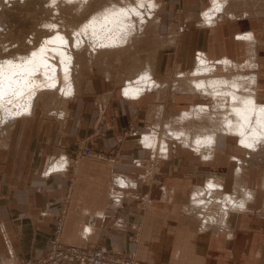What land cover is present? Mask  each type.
<instances>
[{
  "label": "crops",
  "instance_id": "crops-1",
  "mask_svg": "<svg viewBox=\"0 0 264 264\" xmlns=\"http://www.w3.org/2000/svg\"><path fill=\"white\" fill-rule=\"evenodd\" d=\"M222 1L223 13L209 25L201 15L211 0L164 1L174 25L161 50L163 59L154 63V75L162 80L190 69L197 53L213 62L227 58L240 65L252 60L257 66L258 99L264 103V0ZM85 81V88L67 102L65 119L34 110L0 131V258L32 264L46 257L56 220L65 213L61 237L65 246L135 251L144 264H264L260 169L247 166L246 178L241 177L234 162L244 151L238 152L232 136H217L209 160L193 144L187 147L167 138L172 137L167 131L187 132L188 122L176 124L175 116L201 102L177 95L179 88L168 85V80L164 83L170 91L164 87L163 94L152 92L136 100L124 98L118 85L95 73ZM163 123L166 135L160 134ZM148 131L153 133L142 137ZM157 135L166 139L167 152L144 142ZM82 141L115 161L78 156ZM156 152L167 159L152 174L148 167ZM58 161H65L63 170L47 174ZM118 176L124 179L121 185L125 179L133 185L122 188ZM214 179L234 192L233 197L240 187L251 193L249 198L242 193L244 208L224 215L223 207L222 222L213 216L214 223L224 224L229 215L225 226H205L186 208L191 188ZM192 201L193 197L191 205Z\"/></svg>",
  "mask_w": 264,
  "mask_h": 264
},
{
  "label": "bare ground",
  "instance_id": "bare-ground-1",
  "mask_svg": "<svg viewBox=\"0 0 264 264\" xmlns=\"http://www.w3.org/2000/svg\"><path fill=\"white\" fill-rule=\"evenodd\" d=\"M30 1L32 0H29V2ZM71 1H73L72 3L76 4V1L79 0ZM213 2L212 8H210L203 15L208 24L211 23H209V20H212L213 17L217 15L216 13H220L224 9L222 0H214ZM12 3L13 2H11V6ZM19 4L21 3H19L18 1L14 5L18 6ZM14 5L12 7H14ZM20 6L22 7V5ZM157 6V3H155L153 0H140L137 4L132 6H129L128 4L125 7H121L120 5L112 7L103 12L97 13L96 15H93L91 18L86 20V22L82 24L78 29H72L71 31L69 30L70 32H67L68 34L66 32H63L62 28L60 30L56 26V29L54 28L51 30V34L46 35V39L44 38L45 40L43 43L41 41V43L33 48L31 52L29 51L30 53H26V55H24L22 58L20 57L19 60H0V131L5 130V124L9 122L10 124H13L14 119L17 120L19 116L25 114V116H27L28 113L32 112V109L34 110L35 103L38 100L36 98V95L42 92L44 88L48 87L49 89L50 87V89H54L56 87H59V89L64 91L66 95H73L75 86L73 83L74 71L72 69H74L73 67L78 61V56L82 50L81 46L83 48L88 47L89 49L91 48V50L93 49V53H97V51L102 47H105L106 45L111 46V44H117V46H115L118 47L117 49L124 47L122 46V43L128 41L126 40V37L130 35L129 33L133 31V29L135 28L134 26L138 24V20H136L135 17H141L142 19L147 16V13L150 14L149 10L156 9ZM18 8L19 7H17L16 10ZM22 10H24V8ZM1 12L2 14H0V21L1 19L5 18L2 17L4 16L2 10ZM6 13H4L5 16ZM8 19L11 20L9 17ZM10 22L11 21H9V23L7 22V24H11ZM1 25L3 27V25L5 24L2 23ZM3 28H5V26ZM248 37L250 38L251 35H248ZM128 38L130 39V37ZM251 38L249 40L245 37L247 41H253V37ZM82 44H84V46ZM208 60L209 59H207L206 56H203V54L200 55V57L196 61V69L193 73L190 74V77L187 75H182V81L181 84L178 85V91L186 93L192 92L195 93V95L200 94L201 97H204L202 95L208 96L214 104V109H216L214 110L215 112L220 111L221 109L223 110V112L229 111L228 113L230 115H228L231 117L227 116L228 118H226L225 120H219L218 127L214 128L215 131L211 130V133H209V131L205 132L204 130L205 135L201 134L200 137L197 138L195 136L194 141H192L193 148H195V150L197 149V151L205 150L207 151H204L206 154L208 152L210 154L211 151H214L217 148V136L219 134L233 137L235 136L238 139V143L248 150L249 159H253V161H260L261 165L264 166V158L261 156V154H259V151L263 148L262 145H264V103H260L261 101L253 93L254 87L251 88L250 94L244 95L240 93L241 88H243L244 86H240L237 82V79L242 80V77L244 75H236V78L234 77L231 79L226 78L224 74L222 75L220 73H217L219 68L216 66H210ZM224 60L227 64V66L224 67L225 72L226 74H228L227 70L230 69V62L227 58H225ZM254 64L255 63L252 60L247 61V67L249 68H252ZM148 66L149 65H146L145 70L137 75L139 76L138 79L126 80L127 86L124 89L125 91L123 90L125 98L129 100H136L144 96L145 92L147 93L150 90L166 87V83H164V85H161L160 83L155 81L152 75L151 68ZM77 67L78 66H76V68ZM36 71H38V74L42 76L41 78L40 76L37 77L35 75ZM247 79L248 77H246V80ZM249 80L251 81V85H255L256 79L253 75L252 77H249ZM203 99H205V97ZM210 111L211 109H209L207 105H200V107L192 110L189 113L185 112L183 116H181L180 121L188 122L190 120L196 119L198 122H203V119L209 116L208 112ZM32 113H30V115H32ZM217 119L218 118H215V120ZM202 124L205 126L204 123ZM188 132L190 131H187L186 133ZM186 133L184 132V130L172 132V137L175 139L177 138V141H181L184 144L188 145L190 144V138L188 137L189 133L188 135ZM144 142L146 143V145H153L154 138L145 137ZM161 142V145L164 146L163 150L166 151V148H168L166 147L168 145L167 141L163 140ZM206 158L208 159H204L209 160L211 158V154ZM236 160L238 161V159ZM238 172L239 174L242 172L241 168H239ZM222 189L223 186L211 180L205 190L196 192L194 196H197L200 193L204 194V192L206 191H208V195H212L217 192L216 190ZM240 193L241 195L237 197H233L232 195L227 194L225 196L226 199H224V201H221L224 207V215H226L229 211H233L234 209L244 208L245 195H248L249 198L251 193H244V191ZM242 193H244L245 195H243ZM197 200L198 203L194 206L197 208L204 207V210L209 205V203L212 202H204V197H201L200 199L198 198ZM213 200L217 201L220 199L214 198ZM206 203L207 205H205ZM209 220L211 223L212 221L214 223V217H211ZM220 220L222 221L221 218Z\"/></svg>",
  "mask_w": 264,
  "mask_h": 264
},
{
  "label": "rangeland",
  "instance_id": "rangeland-1",
  "mask_svg": "<svg viewBox=\"0 0 264 264\" xmlns=\"http://www.w3.org/2000/svg\"><path fill=\"white\" fill-rule=\"evenodd\" d=\"M0 1H2V2H0V8L2 6V8L0 9V14H2V12H1V10H2L4 16H2V15L1 16L5 17V18L1 19L0 22L5 24V25H3V27L5 26V28H7V29L3 28L1 25L2 23H0V37H1L0 38V60L2 61V60H6V59H17V60H19L20 57L22 58L24 55H26V53H28L29 51L31 52L33 48H35L39 43H41V41L43 43L44 40L46 39V35L51 34L52 33L51 30L54 28L56 29V26L60 30L62 28L63 32L69 33L72 29L73 30L78 29L82 24H84L86 22V20L91 18L93 15H96L97 13L103 12L109 8L116 7L119 5L121 7L122 6L125 7L128 4H129V6H132V5L137 4L140 0H125V1H123V0H89V1L79 0V1H76L77 2L76 4L72 3L73 1H71V0H42V1L39 0L40 2L38 0H32L30 2H29V0H11V1L10 0H0ZM18 1L21 4H19L18 6L14 5ZM80 1H82V2H80ZM153 1L155 3H157V5H158L157 8L153 9V10L152 9L149 10L150 14L147 13V16L142 18V19H141V17L140 18L135 17V19L138 20L137 21L138 24L134 26L135 28L132 31L133 34L131 32V33H129L131 36L128 34L129 36L126 37V40H128V41H125V43H122V46H124V47L117 49L118 47H115V46H117V44H111V46L106 45L105 47H102L101 49H99L97 51V53H93V51H94L93 49L91 50V48L90 49L88 47L83 48L81 46L82 50L78 56V61L74 65V67H73L74 69H72L74 71V77H73V83L75 86L74 94L68 96L65 94L64 91L59 89V87H56L54 89H50V87H49V89H48V87L44 88V90H42V92L39 91L40 93H38V95H36V98L38 100L35 103L34 110H36L40 114H43L46 116L59 117L60 119H65L66 113H67V102L69 101L70 98H73L75 96V94H78L81 89L85 88V85H86L85 83L87 82V81H85L86 77H88L89 75L94 74V73L96 75L103 76L107 79L112 80L116 85H118V88L121 90L122 96L124 97L123 90L127 86L126 80L138 79L139 76H137V75H139L143 70H145L146 65H149L148 67L151 68L153 78L155 79L156 82H158L162 85L165 81L168 80L167 81L168 85L171 86L173 83L176 85L175 89H177L178 85H180L181 81H182L181 80L182 74H180V73L184 72V73H186L187 76L190 77V74L193 73L196 69V61L200 57V55H199V53H197V55L194 56L192 66L188 70L179 71V72L175 71V72L169 73V75L164 76V78L162 80H160L161 78L156 77L154 75V72L152 70L154 63L157 59L159 60L160 58H162L163 51H161V50L164 49V45L167 44L165 41V38H167L171 35L170 32L173 30L174 24H173V18H172V11L169 8H167L166 5L164 4L165 0H153ZM213 1L214 0H211V6L209 8H207L205 11H203L202 15H201L204 23L206 22L205 24H207V25H209V24L207 23V21L205 20L203 15L210 8H212L213 3H214ZM11 2H13L12 6L14 5L15 8L11 6ZM5 3L8 5H6ZM123 4H125V5H123ZM3 5H5V6H3ZM20 5H22V7ZM17 7H19V8L16 10ZM23 8H24V10H22ZM224 8H225V6H224ZM3 9L4 10L7 9L9 12L7 10L4 11ZM10 11H11V13H10ZM223 11H224V9L220 13H216V14L219 15V14L223 13ZM4 13H6V16ZM217 15H215V17H213L214 20L218 17ZM8 17L11 20H9ZM6 19L11 21L10 22L11 24H7V22L9 23V21H7ZM213 19L209 20V23L211 22L210 24H213V22H214ZM3 20H5V21H3ZM3 29H4V33H3ZM5 30H6V32H5ZM7 30H9V31H7ZM135 30H137V31H135ZM128 37H130V39ZM245 37L249 40L251 38V37L249 38L247 35H245L243 38H245ZM124 44H126V45H124ZM82 45L84 46V44H82ZM120 45H121V43H120ZM107 48H110V49H107ZM224 59L220 60V61H214V62L211 60H208V63L210 64V66L218 67L219 70L217 73H220L222 75L224 74L226 76V78L231 79V78H234L236 75H240V74L244 75L242 77V80L237 79V82L239 83V85L244 86L243 88H241L240 93H242L244 95L250 94L251 88L254 87L253 93L258 98L257 90H256V85L258 84V80H257V75L254 71L257 69V66H255L256 63L254 64V66H253L254 69H253V67L252 68L247 67V62H246V64L237 65V64L231 62L230 59H228L230 62V64H229L230 69L227 70L228 74H226L224 67L227 66V64H226ZM211 64H213V65H211ZM76 66H78V67L76 68ZM255 67H256V69H255ZM36 73H35V75L37 77H39L40 75L38 74V71H36ZM252 75L256 79L255 85H251V81L249 80V77L250 76L252 77ZM41 77L42 76H40V78ZM246 77H248L247 80H246ZM161 89H163V87L155 89V90H150L147 93L145 92L144 95L152 93V92H158L160 94H163L165 90L162 91ZM167 90L170 91L171 88L167 87V85H166V92H167ZM196 94H198V93H196ZM177 95L186 96V99L189 100L190 102H195V103L201 102V103H197V104H201L203 106L207 105L209 107V109H211V111L208 112L209 116L204 118L203 122L199 121L200 122L199 123L196 119H194V120L188 121L189 126L185 125V128H187V131H190V132H188L189 136H190V137L188 136L190 138L189 139L190 144H192V141H194V139H192L191 137L199 135V134L205 135L204 130H205V132L209 131V133H211V130L215 131L214 128L218 127V123H219L218 121L219 120H222V119L225 120L226 118L231 117V116H229L230 115L228 113L229 111L223 112V110L221 109L222 112H221V110L215 112L214 110H216V109H214V104L208 96L202 95L205 97V99H203L204 97H201L200 94L195 95V93H192V92H187V93L186 92H179ZM260 103H262V101ZM197 104H195V106L192 105L194 107L192 109L190 108L191 111L196 109ZM215 108H217V107H215ZM190 109L185 110V111H189ZM34 110L32 109V112H34ZM191 111H189V112H191ZM32 112H30V113H32ZM30 113H28L27 116H29ZM175 113H177V112H175ZM25 115H21L18 118H22ZM221 115H222V117H221ZM215 118H218V119L215 120ZM180 119H181L180 114L175 116L176 124L181 122ZM15 120L16 119H14V122H15ZM185 122H187V121H185ZM164 123L161 124V126H160L162 129V131L160 130V134H162V135L165 134V132H166ZM202 123H204L205 126ZM7 124L4 125L5 130L8 129L12 125V124H10V122ZM200 125H202V126H200ZM5 126H7L8 128ZM176 127L177 126H175L174 128L179 129ZM5 130H3V131H5ZM150 133H153V132L148 131L146 133H143L142 137L144 134H150ZM154 133H155V135L157 134V132H154ZM188 133H187V135H188ZM166 134L172 135V132L167 131ZM224 136H226V135H224ZM142 137H141V139H142ZM150 137L152 138L153 136H148V138H150ZM167 138H168V140H170V142H172V141L176 142V143L180 142V141H176L177 138L172 139V137L170 135H167ZM226 138L227 137H225L223 139H226ZM232 138H233V140L236 141L238 152H239V150H242V149L244 151L243 154L240 153V155L237 156V157H239L238 161H235V162L233 161L236 165L235 168L236 167L241 168V170H242V172L240 173L241 177L246 178L245 170L247 169V166L254 167L257 169L259 168L260 174L264 175V166L261 165L260 161H257V160L253 161V159H249L248 150L246 148H244L243 146H241V144H239L240 147L238 146L237 137L232 136ZM232 138H229V140ZM157 139H158V141H157ZM157 139H154V144L150 145V146L153 148L159 149L161 146H163V145H161L162 144L161 141L166 140V139H160V137H158ZM140 143L142 145L141 140H140ZM157 143H158V145H157ZM86 145H87V143L84 141H82L78 144V146H77L78 156L80 155L81 152L85 151L86 149L92 150L91 148L87 147ZM188 146L189 145H187V147ZM262 147L263 148L259 151V154H261V156L264 158V145H262ZM163 149H164V146H163ZM188 150H191V149L188 148ZM203 151H205V150H203ZM205 152H207V151H205ZM97 153H99V152H97ZM99 154L104 156L105 159L107 158V161H115L113 159L108 158L107 155H105L101 152ZM210 154H211V152H210ZM210 154L208 152L207 154L206 153L203 154V156L205 159H208L206 157L207 156L209 157ZM151 156H152L151 162H150L151 165L148 168H149V171L153 174V173H157L159 163H161L163 161V159L166 160L167 158H163L162 157L163 155L158 154V152H156V155L152 154ZM199 156L202 157V155H199ZM202 159H203V157H202ZM62 160H64V159H62ZM64 164H65V161L56 162L51 167V169L47 172V174L56 173L57 171H62L64 166H65ZM117 178H118L117 183L122 188H125V187L129 188L131 185H133V182H129L127 179H125L124 185H121L120 180L121 179L124 180V179L121 178L120 176H118ZM208 179H211V178H208ZM207 182H208V180L201 186L191 188L189 203L186 206V208L192 212L191 213L192 216H195L197 218V220L200 221V223L204 221L203 223L206 224L205 226H209V225H213V224H219V225L225 226L227 224V220L229 218V215L227 216L224 224L213 223V221L211 223L209 219L211 217L215 216L216 219L219 220V222H222L220 220V218L223 215V213H222L223 212V204L221 201H224V199H226L225 196L227 194H232L234 192H228L227 189L225 188V186L222 185V183L215 180V182L217 184H220L223 186L222 190H216L217 192L214 191L215 194H212V195H208V191H206V192H204V194L200 193L199 195L194 196L196 194V192H198V191L201 192V190L206 189V187H207L206 185L209 184V182H208V184H207ZM240 189H241V187L237 188V190H235V191H237V194H238V195L236 194L237 196L241 195ZM193 193H194V195H193ZM118 196H120V195H118ZM193 196L195 197V199ZM237 196H235V197H237ZM192 197H193V201H192V205H191L190 202H191ZM201 197H204V202H211L212 201L209 208H208V206H209L208 205L205 208V210H199V208L196 209V207L194 205H196L198 203L197 199L198 198L200 199ZM214 198H218L220 200L215 201V200H213ZM213 201H215V202H213ZM205 205H207V203ZM202 209H204V207ZM234 210H236V209H234ZM231 212H234V211H231ZM130 252L132 253L135 251L118 252V254L130 253ZM107 253H109V252H107ZM110 253H112V252H110ZM135 253L137 255V252H135ZM138 261L141 262L140 260H138ZM0 264H16V261H14V259H12L11 257L3 256V258H0ZM142 264H144V263H142Z\"/></svg>",
  "mask_w": 264,
  "mask_h": 264
},
{
  "label": "built area",
  "instance_id": "built-area-1",
  "mask_svg": "<svg viewBox=\"0 0 264 264\" xmlns=\"http://www.w3.org/2000/svg\"><path fill=\"white\" fill-rule=\"evenodd\" d=\"M81 157H89L96 160H105V157L90 149L81 152ZM65 213L56 220L55 231L50 240V253L32 264H142L138 261L135 252L114 254L101 252L98 249H77L72 246H65L61 242L64 231Z\"/></svg>",
  "mask_w": 264,
  "mask_h": 264
}]
</instances>
